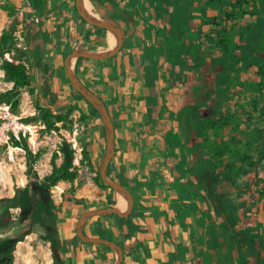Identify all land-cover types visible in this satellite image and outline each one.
<instances>
[{"label":"crops","instance_id":"obj_1","mask_svg":"<svg viewBox=\"0 0 264 264\" xmlns=\"http://www.w3.org/2000/svg\"><path fill=\"white\" fill-rule=\"evenodd\" d=\"M65 1L46 0L45 9L60 14L52 16L53 22H42L34 48L42 51L45 37L60 41L67 36L66 49L83 48L85 43L79 46L83 32L77 23L71 18L63 20ZM153 1L126 0L130 14L121 15L116 8L110 17L97 14L108 27L105 36L116 39L118 45L109 53L106 44L107 57L112 56L106 62L77 59L74 66L113 118L115 153L108 173L126 186L135 200L125 221L112 214L94 216L85 222L83 231L117 242L124 252L122 264H263L264 204L254 174L238 179L230 194L207 193L204 197L202 193L203 185L211 182L210 175H221L222 185L225 179L234 182L228 172L212 165L200 137L204 130L201 121L217 116L231 100L239 104V98L232 97L231 88L226 87L231 68H224L223 62L211 56L200 67L194 59L199 51L196 47L189 49L193 56L182 43L177 50L170 48L174 41L189 42L197 37L198 21L190 13L196 0H165L164 5H157L159 15L150 17ZM107 4L109 0L96 5L90 2L99 12ZM117 25L122 36L113 29ZM41 55L45 66L57 65V60L52 64ZM59 76L56 79L62 81ZM101 130L105 132L104 125ZM99 139L89 146L94 166L106 145L103 137ZM93 207L97 206L87 209ZM72 208L70 217L58 222L66 264H112L117 256L114 250L82 243L76 236L70 222L79 208ZM223 231L231 234L223 237Z\"/></svg>","mask_w":264,"mask_h":264},{"label":"rangeland","instance_id":"obj_2","mask_svg":"<svg viewBox=\"0 0 264 264\" xmlns=\"http://www.w3.org/2000/svg\"><path fill=\"white\" fill-rule=\"evenodd\" d=\"M11 1L20 10L15 17L9 18L7 11L0 8V38L5 31L13 32L16 38L15 45L20 50L7 51L4 57L13 62L19 56L22 57L33 74L35 93L32 95L28 89L23 90L19 99L20 103L15 109L9 103L0 102V249L7 248V251L9 250V260L5 264H52L53 258L51 242L48 239V228L40 222L36 215L38 200L35 197L37 194L40 195V198L44 197L46 201L52 204L57 222L62 223L63 219H68L72 207L79 208L78 214L75 216L73 214L74 220L70 222L71 228L76 232L77 237V221L83 212L91 209H87L88 207L121 206L119 204L122 197L114 190L112 192L111 188H102L94 179L99 173L106 145L103 152H101L100 161L95 163V166H90L88 160L83 161L84 157L79 160V164L74 162L79 176L73 183L61 181L57 186L50 189L42 186L34 187L32 181L37 179V176V180L40 182L45 175L51 172L52 155L64 139L71 145L75 140L82 149V154H84L83 148L85 147L89 151L90 144L100 140V137H103L107 144L106 129L102 133L101 126L104 125L102 119L91 115L88 103L86 100L80 99L66 75V68L62 64V60L66 54L73 51L65 47L69 36L61 38L60 41L65 42L64 45L60 41L53 40V38L45 37L43 52H39L43 53L46 60L51 63L54 59L57 60V65L54 64L52 68L44 65L41 60L42 55L38 54L37 48L32 45L35 44L34 38H38L42 33V22L45 20L51 22L53 20L52 16L59 15L60 11L54 13L52 9H45L37 16V11L30 3L31 0ZM71 1L66 0L63 5L61 4L64 7L61 8L66 11L63 20L67 22L70 18L73 19L77 23L78 30L83 32V40L79 46L85 43L83 48L95 50V42L80 24L73 11ZM258 4L259 7L255 9L257 13L253 16L241 18L239 25L233 31L237 41V52L242 59L230 69L232 74H228L226 87L231 88L232 97L239 98L238 103L242 106L243 112L248 110V102L253 100H257L260 105H264V90L259 89L260 87L264 88V76L258 75L259 69L257 66L248 69L245 66L248 63H243V61H247L250 64L252 62L264 64V0H258ZM61 8L59 10H62ZM113 8L111 4H107L103 7V12H99L100 8L97 6L92 7V10L96 15L100 13L101 16L110 17L113 14ZM50 28L53 31L55 26L51 24ZM113 29L117 35L122 36L123 30L118 25L114 26ZM98 32L103 39L106 37L102 31L98 30ZM238 34L241 35V38L238 37ZM110 58L112 56L107 57V59ZM77 62L79 61H74L73 66H76ZM59 74L63 78L62 81L56 79V77H60ZM250 84H254L255 87L250 88ZM11 87L12 82L6 79L0 62V93ZM235 101L231 100L230 105L235 104ZM36 102L54 111L65 112L72 104H77L78 109L73 112L65 124L58 123L60 126L59 131L41 134L40 129L42 126L39 122H25L27 116L34 115L37 112ZM83 116L88 117L82 120ZM246 130H248L247 127L244 132ZM244 132L239 135L243 137ZM24 137L27 138L29 147L33 152L40 149L46 150L31 170L28 169L25 149L14 146L15 139L21 140ZM61 161L62 156L58 158V164ZM228 175L232 176L233 184L230 182L231 180L225 179L227 181L222 185L219 182L224 179H218L221 175L216 174L213 177L210 175L211 179L209 178V180L211 182L207 186L203 185L202 192L209 195L220 192L230 194L231 190L229 189L231 188L234 192L238 179H235L230 172H228ZM72 186L75 187V191H72ZM76 199L78 200L77 203L75 202ZM66 211L68 212L66 213ZM11 248L12 252L10 253ZM261 257L264 264V254ZM0 264L3 263L0 262Z\"/></svg>","mask_w":264,"mask_h":264},{"label":"trees","instance_id":"obj_3","mask_svg":"<svg viewBox=\"0 0 264 264\" xmlns=\"http://www.w3.org/2000/svg\"><path fill=\"white\" fill-rule=\"evenodd\" d=\"M91 1L94 5L102 2V0ZM109 2L121 15H124L123 13H131V10L126 7V0H109ZM30 3L37 11V16L45 11L44 5L46 0H31ZM164 3L165 0H154L150 4L149 11H152L150 17L159 15L157 5L161 6ZM258 7V0H196L195 4L190 8V13L193 20L198 21L197 37L189 42L174 41V44L170 48L177 50L180 46L179 43H182L184 49L188 51V55L193 56L189 49L196 47L199 51L194 59L195 63H198L200 67H204L207 64L206 58L211 56L212 59L223 62L221 65L224 68H232L242 59L241 55L237 52V41L235 40L233 31L239 25L241 18L255 15L257 13L255 9ZM0 8L7 11L9 18L15 17L16 13L20 10L11 0H1ZM96 28L104 33V28L97 26ZM238 37L241 38V35L238 34ZM15 43L16 38L13 32H3L0 38V62L6 79L12 82V87L0 93V102L9 103L14 109L20 103L19 99L23 90L28 89L32 95L35 93L33 74L22 57L19 56L14 62L4 57L7 51H11L12 49L20 50ZM188 43L191 45L190 48L186 47ZM158 46L161 47L160 44ZM38 50L37 47L36 51ZM83 59L85 58H79L78 60ZM243 63H248V65H245L248 69L252 66H257L259 69L257 72L258 75L264 76V64H260L259 62H252L250 64L247 61H243ZM225 77L227 78V76ZM254 87V84H250V88ZM259 89L261 91L264 90L263 87ZM77 94L80 99L86 100L78 92ZM86 102L91 109V115L100 117L93 105L87 100ZM77 109L78 105L72 104L65 112L54 111L36 102L37 112L34 115L27 116L25 122H39L42 126L40 129L41 134L52 133L53 131H59L60 126L58 123L65 124ZM247 111L245 110L243 112L242 106L235 103L227 106L223 110L221 109L217 116H207L205 120L201 121L200 127L204 130L200 137L203 139V144L209 150L208 156L212 161V165L218 171L230 172L235 179H243L249 173L255 174L257 193L263 198L264 204V105H260L257 100H253L252 102H248ZM87 117L83 116L81 119L85 120ZM244 126L248 128L245 132ZM243 132L245 133V137L239 136ZM14 146L25 149L28 169L30 170L46 152L45 149L33 152L25 137L21 140L15 139ZM256 147L258 148L256 149ZM74 152L72 145L64 139L52 155L51 172L45 175L40 182L37 180V176V179L32 181L34 187L38 188V186H42L50 189L51 187L57 186L61 181L73 183L79 176L78 169L74 164ZM83 152V161L88 160L89 165L93 166L88 149L84 147ZM60 156H62V161L58 164L57 160ZM109 175L111 176L110 173ZM94 179L102 188H111V186L102 181L100 173H97ZM71 189L75 191V187L72 186ZM203 196L206 197L205 194ZM39 198L40 195L37 194L35 197L38 200L36 215L40 222L48 228V239L51 242L53 258L52 264H66L61 256V251H63L64 246L52 204L46 201L44 197ZM112 215H115L121 221L126 220L125 218H119L116 214ZM217 225L219 226V224ZM228 234H231L230 231L221 232L223 237H227ZM82 243L84 242L82 241ZM0 250L7 251V248ZM11 252L12 248L10 250ZM3 264L5 263L3 262Z\"/></svg>","mask_w":264,"mask_h":264},{"label":"water","instance_id":"obj_4","mask_svg":"<svg viewBox=\"0 0 264 264\" xmlns=\"http://www.w3.org/2000/svg\"><path fill=\"white\" fill-rule=\"evenodd\" d=\"M71 5L80 24L89 34L91 39L94 40L95 50L88 51L84 50L83 48L75 49L65 55L62 60V64L66 68V75L69 81L71 82L72 86L79 94H81L89 103L93 105L105 125L107 144L106 151L104 153L99 168L101 179L103 182L111 186V188L115 192L125 197L128 202L127 207L124 209H121L118 205H113L107 207L92 208L90 210L85 211L81 214L77 221L76 231L79 239L85 243L89 242L93 244H102L110 247L117 254L116 259L112 264H121L124 252L123 248L117 242L108 238L91 237L83 231V225L85 224V222L89 218L94 216L116 214L119 218L128 217L129 214L132 212L135 200L132 192L122 183L113 179L108 173L109 164L112 161V158L115 153V126L113 118L107 108V105L97 94H95L93 91L86 87V85L82 82V80L78 76L76 69L73 66L74 61L79 58H85L88 60L100 62L108 61L106 43L105 40L100 36L96 27L86 15V13L82 10L80 6V0H72Z\"/></svg>","mask_w":264,"mask_h":264},{"label":"bare ground","instance_id":"obj_5","mask_svg":"<svg viewBox=\"0 0 264 264\" xmlns=\"http://www.w3.org/2000/svg\"><path fill=\"white\" fill-rule=\"evenodd\" d=\"M80 6L82 10L86 13L90 21L93 23L94 26L107 29L104 22L92 11L91 5L88 0H80ZM109 37V36H108ZM106 44L108 45V51L109 53L113 52L115 48L117 47V40L116 39H108L107 37L104 38ZM84 50L91 51L92 49L83 48ZM122 197V200L120 201L121 206H119L121 209H124L127 207L128 202L125 197L120 195ZM122 203V204H121Z\"/></svg>","mask_w":264,"mask_h":264},{"label":"built area","instance_id":"obj_6","mask_svg":"<svg viewBox=\"0 0 264 264\" xmlns=\"http://www.w3.org/2000/svg\"><path fill=\"white\" fill-rule=\"evenodd\" d=\"M11 60V59H10ZM72 147L74 149V155H75V163L79 164V160L83 158L82 149L78 145V143L74 140Z\"/></svg>","mask_w":264,"mask_h":264},{"label":"flooded vegetation","instance_id":"obj_7","mask_svg":"<svg viewBox=\"0 0 264 264\" xmlns=\"http://www.w3.org/2000/svg\"><path fill=\"white\" fill-rule=\"evenodd\" d=\"M8 254H9V251H1L0 250V262L6 263L9 260Z\"/></svg>","mask_w":264,"mask_h":264}]
</instances>
